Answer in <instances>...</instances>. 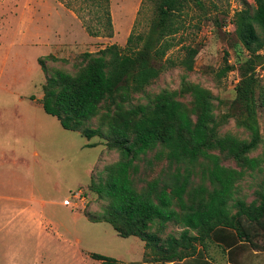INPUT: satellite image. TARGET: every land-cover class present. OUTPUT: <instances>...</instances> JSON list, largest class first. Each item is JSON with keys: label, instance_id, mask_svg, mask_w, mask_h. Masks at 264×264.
<instances>
[{"label": "rangeland", "instance_id": "1", "mask_svg": "<svg viewBox=\"0 0 264 264\" xmlns=\"http://www.w3.org/2000/svg\"><path fill=\"white\" fill-rule=\"evenodd\" d=\"M68 1L0 0V196L19 198L15 206L34 207L41 219L40 229H17L2 235L5 230L0 227V264H101L92 252L125 264H264V250L255 249L248 241L238 240L229 248L226 242L215 239L198 244V253L186 259L151 261L150 249L138 236L122 237L110 223L88 218L87 213L100 214L108 204L90 188L91 178L98 180L107 165L120 159V152L110 148L106 138H87L64 128L56 116L48 114L41 102L44 84L55 70L76 73L85 64L86 52L95 53L111 44L125 47L134 29L145 33L155 16L157 0H111L110 35L90 34L87 24L90 18L92 22V14L81 8L80 1ZM203 3L204 10L189 2L180 13L175 45L164 58L174 61L147 85L146 93L135 95L134 103L147 102L163 89H178L185 78L210 89L217 116L225 118L233 112L230 106L236 86L247 70L255 73L260 87L264 86V49L254 57L240 44L236 33L237 13L243 9L254 12L256 0ZM187 46L198 50L191 70L180 64ZM227 62L234 68L219 75ZM181 100L193 106L190 95ZM106 105L102 103V112ZM257 117L263 141L250 153L254 157L264 151L262 105L257 108ZM100 119L101 114L89 124L97 127ZM220 132L250 137L233 115L224 119ZM155 153L149 151L136 160L138 168L131 176L139 190L175 170L167 159L155 158ZM222 163L239 168L235 160L223 154ZM195 171L194 185L202 181L209 184L201 165ZM263 179L264 162L246 170L235 195L253 201ZM80 189L85 200L73 198ZM182 230L180 224L169 221L161 235L179 236ZM224 233L237 240L233 230L224 229ZM258 242L264 245V237Z\"/></svg>", "mask_w": 264, "mask_h": 264}, {"label": "trees", "instance_id": "2", "mask_svg": "<svg viewBox=\"0 0 264 264\" xmlns=\"http://www.w3.org/2000/svg\"><path fill=\"white\" fill-rule=\"evenodd\" d=\"M74 1L92 14V22L90 18L87 24L90 34H112L111 0ZM189 2L204 10L203 0H157L155 16L145 33L134 29L125 47L111 44L95 53L86 52L85 64L76 73L55 70L47 77L41 101L44 110L56 116L64 128L87 138L102 136L110 148L119 150L120 159L90 182V188L108 204L102 213L87 216L93 222L110 223L122 237L138 236L150 249L149 260L157 262L191 257L198 253V244L205 245L209 239L226 242L229 248L245 240L264 250L258 242L264 237V179L253 201L235 195L246 170L264 162V151L250 156L263 141L257 108L264 107V86H259L255 73L247 70L243 74L230 106L233 112L225 115H233L249 131V138L221 133L225 118L215 112L212 91L185 78L178 89H163L147 102H133L174 61L164 58L175 45L179 16ZM256 3L254 12L243 9L237 13L236 33L240 44L259 57L264 49V0ZM197 52L187 46L180 64L191 70ZM233 68L227 62L219 75ZM186 95L192 97V107L181 100ZM102 103L107 104L103 112ZM99 114L100 125L91 126L90 120ZM153 150L155 158L167 159L175 170L139 190L131 172L138 168L136 160ZM222 154L235 160L239 168L223 164ZM198 164L209 184H193ZM169 221L183 227L179 236L161 235ZM224 229L233 230L237 240L230 239ZM91 256L101 264H125L96 252Z\"/></svg>", "mask_w": 264, "mask_h": 264}, {"label": "crops", "instance_id": "3", "mask_svg": "<svg viewBox=\"0 0 264 264\" xmlns=\"http://www.w3.org/2000/svg\"><path fill=\"white\" fill-rule=\"evenodd\" d=\"M18 200L19 198L15 196H0V227L5 230L2 235L10 234L17 229L41 227L39 212L34 207L15 206L14 202Z\"/></svg>", "mask_w": 264, "mask_h": 264}, {"label": "built area", "instance_id": "4", "mask_svg": "<svg viewBox=\"0 0 264 264\" xmlns=\"http://www.w3.org/2000/svg\"><path fill=\"white\" fill-rule=\"evenodd\" d=\"M73 198H75L77 200H85L86 199V197L84 195V191H82L81 189L73 194Z\"/></svg>", "mask_w": 264, "mask_h": 264}]
</instances>
